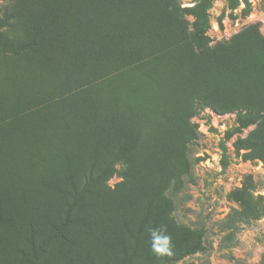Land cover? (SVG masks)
Segmentation results:
<instances>
[{"label": "trees", "instance_id": "trees-1", "mask_svg": "<svg viewBox=\"0 0 264 264\" xmlns=\"http://www.w3.org/2000/svg\"><path fill=\"white\" fill-rule=\"evenodd\" d=\"M140 11L137 0H8L0 7V264H179L204 250V232L173 215L179 172L146 170L141 192L155 190L136 214L118 212L115 233L92 220L107 215L101 202V214L92 209L101 198L121 196L135 163L157 154L159 119L211 105L263 123L264 85L253 79L239 86L257 64L235 63L234 55L220 66L202 48L181 70L185 41L174 33L175 5L165 9L167 22ZM206 27L202 12L199 37ZM102 54L129 59L113 71L88 72ZM155 66L178 71L170 87L151 80ZM136 71L145 73L153 95L133 89ZM179 119L186 148L191 136ZM246 142L264 159V138ZM115 175L123 180L111 187ZM247 190L237 199L256 211ZM41 197L52 208L39 206Z\"/></svg>", "mask_w": 264, "mask_h": 264}, {"label": "rangeland", "instance_id": "rangeland-1", "mask_svg": "<svg viewBox=\"0 0 264 264\" xmlns=\"http://www.w3.org/2000/svg\"><path fill=\"white\" fill-rule=\"evenodd\" d=\"M7 1L0 0V7ZM137 2L141 6L140 17L157 16L162 22L169 20L170 8L175 5L174 33L185 41L177 54L179 64H183L181 70L190 67L184 63L187 59L194 62L192 57L202 48L206 60L217 59L220 66L234 55L235 63L257 64L253 77L239 79V86L246 89L253 79L264 85V0ZM202 12H206L207 27L204 36L199 37L197 28ZM115 56L102 54L88 66V72L97 75L100 71H113L115 64L129 59ZM167 69L158 66L148 69L154 72L151 80H160L170 87L178 71L174 67ZM130 84L140 94L154 93L143 71L134 72ZM34 102L32 99L27 105ZM9 107L14 109L15 104ZM181 114L176 117L177 113H170L158 120L161 124H155L157 154L146 152L149 157L135 163L134 180L121 190V196L104 197L97 202L92 214H101V202L107 215L92 218L96 228L115 233L118 212L126 207L130 208L127 211L130 214L138 212L141 198L155 190L149 185L141 192L146 170L165 176L179 172L181 178L173 185L177 191L170 192L175 204L173 215L179 225L204 232V250L185 257L179 264H264V159L246 145L248 139L264 138V122L245 120L235 110L211 105ZM91 115L95 117V108L91 109ZM176 118H180L184 131L191 136L186 148L178 134ZM122 180L120 175H115L108 184L115 187ZM244 187L257 205L256 211L246 212L237 199L238 190ZM38 205L52 208L51 202L43 197Z\"/></svg>", "mask_w": 264, "mask_h": 264}]
</instances>
